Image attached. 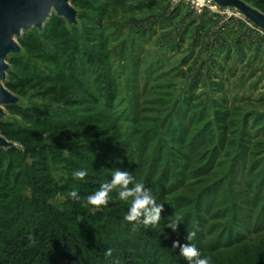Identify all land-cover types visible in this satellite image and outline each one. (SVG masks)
Returning a JSON list of instances; mask_svg holds the SVG:
<instances>
[{
	"label": "rangeland",
	"instance_id": "rangeland-1",
	"mask_svg": "<svg viewBox=\"0 0 264 264\" xmlns=\"http://www.w3.org/2000/svg\"><path fill=\"white\" fill-rule=\"evenodd\" d=\"M242 1L264 13V0ZM214 4L71 0L77 25L53 13L42 32L17 39L6 87L22 104L0 125L15 144L0 167L11 189L0 188V204L29 199L75 219L66 225L89 247L79 264H106L107 249L138 264H187L172 244L188 232L210 264H264V31ZM90 151L151 190L164 205L159 225L127 222L115 190L93 211L59 189L84 169L74 153ZM40 161L58 185L48 193L34 186Z\"/></svg>",
	"mask_w": 264,
	"mask_h": 264
},
{
	"label": "trees",
	"instance_id": "trees-1",
	"mask_svg": "<svg viewBox=\"0 0 264 264\" xmlns=\"http://www.w3.org/2000/svg\"><path fill=\"white\" fill-rule=\"evenodd\" d=\"M8 85L9 83H7L6 86ZM7 108H20V106L14 105ZM1 124L6 125L7 123L1 122L0 125ZM2 134L5 137L10 135V133L6 131L2 132ZM14 152L15 148L0 149V156H5L4 159L0 160V167L3 166L5 158L7 159L6 162L10 161L7 157L14 154ZM88 156L91 157L89 158ZM119 156L120 155L117 157L119 158ZM41 159H43V157ZM73 159L81 160V165L88 171V175L84 180H77L72 177L73 179L70 180L72 181L70 184L59 185L61 186L59 189L68 191L69 193L75 190L82 199L97 191L102 183L109 181V179L112 178L111 172L115 170L114 167L109 166L103 161L101 157L95 156L93 151L91 155L74 153ZM43 160H46V157H44ZM40 164L41 165L35 169L36 172L38 171L35 173V176L38 177H33V180H36V182L34 181V186L37 188L36 192L48 193L44 186L51 184L55 186L58 185L50 178L49 169L48 167L46 168V161H40ZM101 168L104 169L102 170ZM9 171L7 175L10 176L11 173ZM15 180H13V182H15ZM73 184L74 186L72 187ZM8 185V178L6 184L0 179V188L10 192L11 189ZM0 195H2L1 192ZM27 200L28 201L25 200L27 203L22 205L16 203L14 199H11L6 204H0V246H2V244L9 246V248H7V253L12 250L10 248H16L17 250L16 253H11V256H13L11 259L4 257L0 250V264H79L81 258L88 255L89 247L84 243V238H82L83 241H81V239L78 238V234L71 235V231L66 224H75V219L71 220L69 215L59 213L57 209L44 202L39 203L34 200ZM13 213L14 215H12ZM88 214L91 213H83L86 218L92 219L93 217ZM19 222L20 225H16ZM123 222H125V220L121 221L119 224L124 226ZM5 228L9 229V236L8 234L2 233ZM84 235L88 238L92 237L91 234ZM84 235L82 237H84ZM128 254L129 255H124V253L119 252L113 256H108L106 260L101 263L138 264L134 263L132 261V255L130 253ZM86 258L87 262L91 263L90 258ZM144 258L146 261L149 260L145 256ZM94 262L92 264H95ZM82 264L84 263L82 262Z\"/></svg>",
	"mask_w": 264,
	"mask_h": 264
},
{
	"label": "water",
	"instance_id": "water-1",
	"mask_svg": "<svg viewBox=\"0 0 264 264\" xmlns=\"http://www.w3.org/2000/svg\"><path fill=\"white\" fill-rule=\"evenodd\" d=\"M221 8L239 11L247 20L264 31V13L252 8L242 0H211ZM63 19L69 27L77 25L78 11L71 0H0V123L7 118L5 108L20 106L21 99L9 91L7 74L10 70L8 58L19 54L21 47L17 41L24 32L36 29L43 31L52 14ZM15 144L0 134V148L8 149Z\"/></svg>",
	"mask_w": 264,
	"mask_h": 264
},
{
	"label": "clouds",
	"instance_id": "clouds-1",
	"mask_svg": "<svg viewBox=\"0 0 264 264\" xmlns=\"http://www.w3.org/2000/svg\"><path fill=\"white\" fill-rule=\"evenodd\" d=\"M73 178L84 180L88 175L86 169L75 170L72 173ZM110 181L104 182L99 189L92 194L84 197L86 206H91L93 211L107 207L111 199L110 194L117 193L118 199L129 203V208L124 216V219L134 224L135 227L151 228L160 224L164 205L158 203L150 189L146 188L143 183L135 182L134 177L128 171L119 169L112 171ZM69 197L79 201L81 197L75 190L71 191ZM179 221H174L169 218L167 227L173 232L177 231ZM195 232H188L185 239L188 243L180 244L179 241H174L172 248H179L180 255L187 261V264H210L208 258H202L199 249L189 243L195 237ZM106 256L112 255V250H105Z\"/></svg>",
	"mask_w": 264,
	"mask_h": 264
},
{
	"label": "built area",
	"instance_id": "built-area-1",
	"mask_svg": "<svg viewBox=\"0 0 264 264\" xmlns=\"http://www.w3.org/2000/svg\"><path fill=\"white\" fill-rule=\"evenodd\" d=\"M192 1H193L194 6L198 9L202 8V6L204 5V2H207L208 4H213L211 0H192ZM214 7H216L215 4H214Z\"/></svg>",
	"mask_w": 264,
	"mask_h": 264
}]
</instances>
